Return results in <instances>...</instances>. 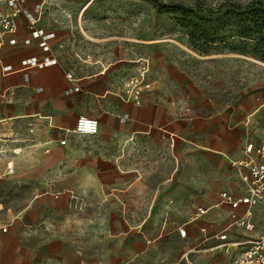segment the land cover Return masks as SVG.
<instances>
[{
    "label": "crops",
    "instance_id": "obj_1",
    "mask_svg": "<svg viewBox=\"0 0 264 264\" xmlns=\"http://www.w3.org/2000/svg\"><path fill=\"white\" fill-rule=\"evenodd\" d=\"M70 1L32 0L29 5L44 8L36 28L52 34L49 45L56 66L27 65L29 58L43 55L38 40L25 43L31 32L24 16L18 17L14 33L0 31V145L21 149L19 155L0 157V187L29 186L34 193L24 210L0 212L8 227L7 233H0V264H187L189 258L212 251L208 244L227 246L226 234L232 229L259 223L262 216L264 222L262 207L246 216L245 206L232 209L221 197H243L240 176L248 170L246 163L264 160V143H253L256 137L249 127L264 113V100L236 105L202 100L190 77L170 60L156 75L148 72L144 84L151 87H143L136 97L128 81L146 60L139 59L134 71L127 59L106 62L101 49L94 56L75 54L76 22L70 24L65 7ZM75 59L79 61L73 63ZM80 117L99 122L96 136L71 133ZM159 137L172 148L178 140L185 141L203 157L220 180L219 202L208 201L213 204L197 208L176 229H162L155 239L148 238L143 227L112 228L110 221L103 227L96 218L93 227L78 226L69 211L72 198L97 203L104 188L119 192L135 187L140 182L135 173L150 163L151 146ZM249 144L255 148L251 154L246 153ZM257 149L263 150V157ZM9 163L14 175L7 174ZM199 209L206 214L195 218ZM219 211L230 218L226 234ZM84 228L89 231L83 233ZM180 229H185V238ZM261 235L264 231L255 238Z\"/></svg>",
    "mask_w": 264,
    "mask_h": 264
},
{
    "label": "rangeland",
    "instance_id": "obj_2",
    "mask_svg": "<svg viewBox=\"0 0 264 264\" xmlns=\"http://www.w3.org/2000/svg\"><path fill=\"white\" fill-rule=\"evenodd\" d=\"M153 1L159 7L192 11L207 22L214 43L192 44L178 18L159 13L149 0H73L65 3V7L71 16L70 24L76 22L72 34L73 40H77L75 54L84 52L85 57L94 56L101 49L106 62L127 59L129 68L134 71L139 59L148 60L152 76L161 70L162 63L170 60L190 77L192 89L199 90L202 100L233 105L248 99L264 100V61L242 53L256 50L264 33L253 29L252 36L244 38L241 33L246 28L242 25L243 19L235 17L239 12L234 8H246L253 1L261 2L264 7V0ZM197 24L193 18L189 26ZM262 54V50L255 53L259 57ZM249 127L256 137L253 143L263 144L264 113L251 121ZM150 155V163L140 166L135 173L140 182L128 191L104 188L103 198L97 203L72 198L74 203L69 211L81 223L77 221V225L93 227L96 218L95 222L100 220L103 227L108 221L112 228L143 227L148 238L155 239L162 229H176L187 223L197 208L213 204H207L208 201L219 202L220 180L212 175L203 157L190 149L188 143L178 140L172 148L159 137L152 144ZM33 194L29 186L0 187V212L24 210ZM219 212L223 221L221 228L226 234L230 218L224 211ZM262 217L259 223L249 224L244 229H232L230 235L226 234L227 246L217 249L219 242L208 244L212 251L189 258L187 264H231L234 257L247 248L245 243L264 231Z\"/></svg>",
    "mask_w": 264,
    "mask_h": 264
},
{
    "label": "built area",
    "instance_id": "obj_3",
    "mask_svg": "<svg viewBox=\"0 0 264 264\" xmlns=\"http://www.w3.org/2000/svg\"><path fill=\"white\" fill-rule=\"evenodd\" d=\"M32 0H0V31H6L8 33H14L17 29V19L19 16H24L29 22V28L31 35L26 39L25 43L30 44L32 40L39 41V51L43 55L42 58H29L26 63L31 68L45 69L48 67L56 66L58 64L57 58L52 55V49L49 45L53 39L52 34L43 29L36 28L38 23V17L43 14L44 8L42 4L35 3L34 7L30 8L29 5ZM149 66L148 61H145V65L141 71H138L136 76H133L128 84L133 88L135 96L137 97L142 88L149 89L151 84H144V81L148 75ZM26 82L29 81V76L26 75ZM39 92V91H38ZM71 92V91H69ZM99 122L96 119L87 117H80L76 123L75 129L71 132L78 136L93 137L98 134ZM16 142L15 140L12 141ZM1 143V140H0ZM66 141H62L61 145H65ZM255 150L253 144H249L246 147V153L251 154ZM11 152L13 155H19L21 153L20 148L5 149L0 145V157ZM256 153L263 157V150L257 149ZM244 165V163H240ZM248 170L243 173L240 178L244 185L245 195L241 198L234 197L228 193L221 195L225 204L232 209H239L245 206L247 208L246 216L255 207H262L264 210V160L257 162L251 159L246 163ZM15 170L12 163L7 165V174L14 175ZM206 214V210L199 209L195 218H200ZM239 221L238 223H241ZM237 223V224H238ZM8 232V227L5 221L0 216V233L5 234ZM205 232V230H203ZM179 235L182 238L186 237L185 229L179 230ZM246 249L241 256L236 259L232 264H264V235H261L251 241L245 243Z\"/></svg>",
    "mask_w": 264,
    "mask_h": 264
},
{
    "label": "trees",
    "instance_id": "obj_4",
    "mask_svg": "<svg viewBox=\"0 0 264 264\" xmlns=\"http://www.w3.org/2000/svg\"><path fill=\"white\" fill-rule=\"evenodd\" d=\"M151 4L158 10L159 13H166L169 15H173L178 18L179 23L182 26V30L186 33V35L192 41V44L198 43L200 41H204L205 43H214V38L208 31L207 22L203 19H199L197 15H195L192 11H187L181 8L174 7H159L153 0H149ZM238 10L239 14L235 15L237 18H242V25L245 26V30L242 31L241 35L244 38H250L252 36V30L256 29L258 32L264 33V7L261 5V2L253 1L246 8L234 7ZM213 15V13H211ZM198 22L197 26L190 27L189 23L193 20ZM252 26V29H250ZM250 36V37H249ZM256 50L252 53H249L246 50H243L242 53L244 55H252L254 58H259L261 61H264V38L261 39L259 43L256 44ZM262 50L263 54L261 57L255 55L256 51ZM198 51L202 52L201 49ZM202 53H206L203 51ZM254 53V54H253Z\"/></svg>",
    "mask_w": 264,
    "mask_h": 264
}]
</instances>
